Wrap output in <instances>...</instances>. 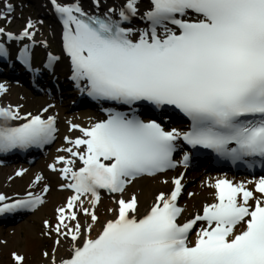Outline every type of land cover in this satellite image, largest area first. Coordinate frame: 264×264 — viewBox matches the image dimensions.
<instances>
[{"label": "snow or ice", "instance_id": "1", "mask_svg": "<svg viewBox=\"0 0 264 264\" xmlns=\"http://www.w3.org/2000/svg\"><path fill=\"white\" fill-rule=\"evenodd\" d=\"M51 3L62 21L71 79L82 94L114 106L89 127L71 123L82 135L65 137L72 147L60 151L72 158L58 156L57 162L67 165L62 168L49 165L62 174V187L73 192L56 209L55 224L44 221L57 245L61 238L71 242L65 256H50V264H264V176L253 189L245 186L249 181L217 178L216 201L187 219H181L185 209L177 203L183 173L172 177V190L159 192L145 214L135 193L123 195L138 177L187 166L190 152L175 159L180 141L234 164L254 167L259 158L264 167V0H148L143 11L141 0L115 6L92 0L91 9L84 0ZM13 10L5 3L0 18L10 21ZM35 28L32 19L20 33L0 26V39H31L18 59L34 83L46 71L54 73L61 60L50 53L46 65L34 66ZM0 57H11L3 42ZM5 91L0 83V93ZM21 107L0 106V152L56 139L57 116L43 114L51 105L23 115ZM176 110L191 121L187 130L166 126L165 117ZM42 178L37 174L35 181ZM101 190L120 195L109 209L112 218L96 232ZM48 191L45 184L39 194L11 201L0 193V215L34 210ZM81 214L88 219L82 221ZM11 255L24 264L23 254Z\"/></svg>", "mask_w": 264, "mask_h": 264}, {"label": "bare ground", "instance_id": "2", "mask_svg": "<svg viewBox=\"0 0 264 264\" xmlns=\"http://www.w3.org/2000/svg\"><path fill=\"white\" fill-rule=\"evenodd\" d=\"M124 0H108V3L112 4L113 6L123 3ZM34 3L36 4V7L39 9L40 14H45L44 16H47V18L50 19L52 26L54 28V33H55V38L57 39V41L59 40V44L61 46L62 49V54H63V61L64 62H58L57 66L55 68V72L56 73H62L65 70L71 69V63H70V58L67 56V53L65 52L64 48H63V25H62V21L60 20L58 14L55 11L54 5L51 3V0H35ZM84 6L88 9H91L92 7V0H84ZM148 6V0H141V9L142 11ZM44 39H40V38H36L37 44L36 46L42 45L44 43V41H42ZM12 48H15L12 45ZM3 61H5V58L0 57V62L3 63ZM47 63V61H46ZM45 63V65H46ZM3 68L4 66H7V63H3L1 65ZM5 68V67H4ZM48 80V79H47ZM53 83V81H52ZM26 87L28 86H23V92L24 93H19V97H20V102L19 104H24L26 106V108H28V111L30 110V112H32L33 114H37L41 111V109H43L44 107L51 105V109L53 110V103L50 102V100H46L43 102H38V101H33V98H31V94L29 92H25ZM7 88L5 93H7ZM1 94V93H0ZM26 99L27 101L23 100ZM75 105L72 104V102L69 105H65L60 107L61 111L63 114H65V112H70L71 108H76L74 107ZM60 111V112H61ZM57 110H53V114H58L60 113ZM45 115V117L47 115H53L51 112H47V113H43ZM58 119H61L62 116H58L56 115ZM74 119L69 122L68 126H63V130L61 133V136H64V145H58V147H62V148H67V147H72V145H68L67 141L65 139V137H71L72 139L77 138L78 136H81L82 133L78 130V129H71V123H76V124H80L82 127H89L91 126L92 123L100 120V119H106V115L102 114V113H95V112H90L87 113L84 110L80 109V112H78L77 114L74 115ZM12 124V123H11ZM75 150V149H74ZM55 151H58V149H55ZM64 156H67L69 158H72L71 153H67V152H63ZM43 162H41L40 164H38V166L34 167V166H30V167H24L23 165H15L13 167H0V173H8L9 171L11 172H15L16 170L19 169H24L25 172L23 174L21 181L19 182L20 184H23L24 188H27L28 185H35L34 187H30L28 186V191L32 192L33 194H39L42 189L43 186L45 185L43 183V186L40 188H38V184L40 183L39 181H35V176L34 178L32 177V175L30 176V172H33L35 170H37L40 167L43 166V163L45 162V158L41 159ZM53 162L50 163V165ZM76 164L77 166H80L82 164L81 161L76 160ZM67 165L62 164V163H57V167L58 168H62L65 167ZM49 170L47 171V175H48V180L50 181V185L51 182L53 181V183L56 186V189L58 187H62V185L64 183H66V181H64L63 176L60 172L57 171H53L49 166L47 167ZM1 173V174H2ZM181 173L184 174L183 179L181 180V183H187L189 182V180H192V178H199V181H197V184L194 188L195 191H192L187 193L186 190L185 192L187 194H185V192H183L185 194V196L182 198L184 203H181L182 206L184 207L185 211L183 213V216L181 217V219H187L190 218L192 215L196 214L197 212L201 213L203 212V205L205 203H213L216 201V188L213 186L214 182L216 180L217 177L216 175L213 174H209V178L210 179V185H208L207 187H204L203 184L205 183L206 180H204L203 175L200 176V174L198 173H193V172H189L187 171L186 167H178L177 169H175L172 172H168L166 173L167 175H164V177L160 178V179H156L157 175L155 177H139L135 180H133L129 185L126 186L125 192L123 193L125 198L130 197V195L132 193H135L138 197L139 200V211L140 214H145L151 207L152 203L155 200V197L159 194V192L164 191V192H170L172 190V188L174 187V185L172 184V177L180 175ZM26 174V176H24ZM234 179L236 180V182H241V181H249L252 183H247L245 186L253 189L255 187L254 181L258 180V179H253V178H247V177H243V176H236L234 177ZM47 180V179H45ZM44 180V181H45ZM167 181V183H165L164 181ZM26 184V185H25ZM49 185V184H48ZM49 185V187H50ZM186 188V185H185ZM69 191H66V196L63 195L65 192H60V191H55L52 188L49 189V191L47 193L44 194V198H45V202L43 203L44 205H42L41 207L38 208V210L34 211V213L40 212L42 214H44V211L46 212H55L56 215V209L59 206V202L60 200H58L60 197L64 196L65 200L64 203L62 204V206L66 203L67 198L69 196H71L73 194L72 190L68 189ZM55 191V192H54ZM189 193H191V195H189ZM101 194H105V198L107 199V202H102L103 204H107L109 206V209L111 208H115L116 204H115V200L119 198L120 194H112V193H108L107 190H101ZM258 194V193H257ZM25 196V195H24ZM22 196V197H24ZM56 196H58L59 198H57ZM183 196V195H181ZM48 197V198H47ZM21 198V197H20ZM18 199V198H15ZM14 200V199H13ZM48 200V201H47ZM85 205L88 206L89 204V197H85ZM109 200V201H108ZM96 211H97V207H96ZM98 213V211H97ZM101 213V212H100ZM113 214V213H112ZM108 215L106 217H102L103 222L109 218H112L113 215ZM56 218V217H55ZM25 219V218H24ZM88 218L83 216V221H86ZM22 220V219H21ZM20 221L18 220V218H14V219H10V223L13 222H17ZM56 222V220L54 221V223ZM28 223L26 221H22L20 222L16 227L17 228H9L7 229V233L14 234L15 233V229H19L24 225H27ZM28 226V225H27ZM26 226V227H27ZM101 224H97L95 226V230L96 232H98L101 228ZM29 231L27 234V238L25 239L26 241V247H25V254H23L25 256V261H27V258L30 257L33 253L36 252V244H37V239L35 238V234L34 231H31L30 227L28 226ZM1 233V232H0ZM95 235V232H94ZM194 237V234H193ZM15 238V235L10 236V239ZM70 240H62L61 239V244L59 246L55 245L52 246L51 250L52 253L51 255L55 254L58 258L61 256H65L70 248ZM56 244V243H55ZM46 264H50V259H48V262Z\"/></svg>", "mask_w": 264, "mask_h": 264}, {"label": "rangeland", "instance_id": "3", "mask_svg": "<svg viewBox=\"0 0 264 264\" xmlns=\"http://www.w3.org/2000/svg\"><path fill=\"white\" fill-rule=\"evenodd\" d=\"M35 1V0H33ZM32 0H11V2L13 4L16 5V9H17V14L21 13L20 15L16 16L15 18H12L11 21L8 23L5 21V23L7 25H10V28H12L13 31L16 32H20L27 23L28 19H32L34 22H36V28H37V38H46L47 42H48V47H52V51L54 52V54L61 56L62 55V51H61V46L59 44V40L57 41V39L55 38V33H54V28L52 26V23L50 21L49 18H47V16H44L45 14H40L39 9L36 7V4L33 2ZM0 7H4V3H0ZM9 21V20H7ZM42 21V23H41ZM35 28V29H36ZM42 49H44L42 46H40ZM50 47V48H51ZM46 50V49H45ZM43 53H45L43 50H40ZM43 56V55H42ZM43 58V57H42ZM41 58V62L44 61V59L42 60ZM64 62V61H61ZM43 63H41L40 65H42ZM8 87L10 89H8L7 93H3L0 96V104L2 105H16L19 104L20 102V97H19V93H24L23 89L19 86H17L16 84H13L14 86H11L9 84H7ZM26 92V90H25ZM31 98H33V101H38L43 102L46 100L44 98H34L33 96H31ZM73 99V98H72ZM25 101H27L26 99H23ZM56 101V100H55ZM53 101V106H56L55 108H53V110H57L58 112L61 111L60 107L65 106V105H69V103L65 104V103H61L57 104V102ZM21 105V115H23L25 112H30V110L28 111V108H26V106L24 104H19ZM53 110L51 108L48 109L49 112H51L53 114ZM78 111L74 110V108H71L70 112H65V114L62 113V111L58 114V116H62L61 119H58L59 121V128H60V132H59V139L57 141V143L55 144V147L51 153V156L49 157V155H47V157H49L47 163H43V166L40 167L33 172H30V176L32 175V177L34 178V176H36L37 174L42 175V179L39 181L40 183L38 184V188L41 189V187L44 184H49L50 185V181L48 180V173L47 171L49 170L47 167L50 165L51 162L53 163H58L57 162V157L63 155L64 153L62 151H60V149H62V147H58V145H62L63 141H64V136H61L62 130H63V126H68L69 122H71L75 117L74 115L77 114ZM55 149H58V151H55ZM42 164V163H41ZM40 164V165H41ZM36 166H38V164H36ZM34 165V167H36ZM17 172V170H16ZM2 173V172H1ZM0 173V193L4 194L5 196H14V195H18V194H27L28 191V185L27 188H24L23 184H20L19 182L21 181L23 173H21L20 175H16L15 172H11L9 171L8 173ZM198 174L201 173L198 172ZM164 175L167 174H163V175H159L156 177V179H160L162 177H164ZM26 176V174L24 175ZM204 177V174H203ZM47 179V180H45ZM45 180V181H44ZM204 180H206V178L204 177ZM197 181H199V178H192V180H189V182H187L186 185V192L188 193L189 190L190 192L195 191L194 188L197 184ZM26 185V184H25ZM52 188L55 191H60V192H65L63 195L66 196V191H69L67 188H63V187H58L56 189L55 184L53 183V181L51 182ZM50 185V188H51ZM32 187H34L35 185H32ZM204 187L208 188V184L205 182L203 184ZM54 191V192H55ZM185 192V194H187ZM185 196V195H184ZM57 198H59L58 196H56ZM106 196L103 194L101 195V199L99 204L97 205V215L100 217V223L98 224H103V220L102 217H106L108 215H111L112 213L109 212V206L107 204H103L102 202H107V199L105 198ZM48 198V197H47ZM58 200H60L59 202V206H62V204L64 203V196L60 197ZM48 201V200H47ZM109 201V200H108ZM101 212V213H100ZM113 215V214H112ZM83 214H81L80 219L83 221ZM56 215L55 212L53 214V212L49 213L44 211V214L37 212V213H33L29 216H27L25 219H23L22 221H26L28 224V226L30 227L31 231H34L35 234V238L37 239V244H36V252L33 253L30 257L27 258V261H25L24 264H46L48 262V259H50L51 253H52V246H55L57 244H55V240H56V234L53 231L52 235H47V229L45 228L44 225V221L45 220H49L51 221L53 224L54 221L56 220ZM16 222L14 224H0V264H16V261L14 260V258L12 257L11 253L13 251H16L20 254H25V247H26V238H27V234L29 229L27 225L22 226L19 229H15V233L11 234L7 233V229L9 228H17L16 226L22 222ZM27 226V227H26ZM15 235V238L10 239V236ZM63 241L64 239L61 238ZM61 244V243H60ZM59 246V245H57ZM48 252L50 255L48 257L44 256V253Z\"/></svg>", "mask_w": 264, "mask_h": 264}]
</instances>
